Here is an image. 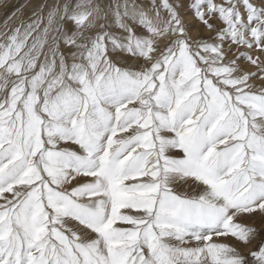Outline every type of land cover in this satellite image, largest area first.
Segmentation results:
<instances>
[{"label":"rangeland","instance_id":"obj_1","mask_svg":"<svg viewBox=\"0 0 264 264\" xmlns=\"http://www.w3.org/2000/svg\"><path fill=\"white\" fill-rule=\"evenodd\" d=\"M192 4L193 0H0V48L8 44L11 50L8 63L15 62L19 66L18 71L14 69L9 73L5 71L6 65L0 63V120L3 121L0 137L4 138L0 144L9 139L23 140L24 136L17 133L27 132L38 142L34 144V154L29 156L33 162L29 168L39 165L41 169L35 176L26 169L0 187V249L4 250L0 256L10 264L17 258L20 264H27L29 257L39 258L42 252L47 264H53L56 257L68 258L67 252L80 264L86 260L95 264L96 260L104 258L110 259L112 264H230L236 254L247 255L264 238V211L251 210L260 204V199L257 203L258 198L246 201L247 185H242L235 194V206L225 208L221 213L222 223L211 231L204 228L193 235L196 227L181 229L162 220L152 225L151 252L144 240L142 226L154 215L156 206L142 201L154 199L157 193L150 196L136 186L153 181V170L160 172L162 187L179 199L203 196L218 207L225 204L222 198L210 194L214 181L203 173L164 170L165 158H179L180 153L178 146L170 144L174 130L157 119V113H168L167 103L158 104L154 97L149 100L153 87L158 90L159 77L169 86L179 83L183 87L195 76L201 91L207 80L219 93H227L224 99H229L239 111L234 116L231 131L222 137L228 145L238 146L235 162L226 171H246L257 183L264 179L261 175L264 111L258 105L237 100L238 95L244 94L264 96V72L261 71L264 47L258 46L253 36L254 32L258 33L264 44V0H203L201 19L197 18L199 13H193ZM210 7L214 10L210 11ZM41 30H46L52 41L51 52L47 48L32 47L33 37ZM52 53H55L56 65L53 87L63 85L64 93L73 100L79 99L81 80L85 84L93 83L97 75L107 73L109 68L113 75L119 70L126 76L131 95L120 104L102 101L99 105L110 117L108 128L111 130L102 133L101 147L109 135L115 148L120 140L137 132H147V142L132 148L133 155L145 153L140 170L126 172L111 181L107 189L76 197L80 203L99 201L106 230L122 232V236L105 241L103 236L92 234L71 216H61L55 222L57 232L66 238L67 248L52 234L53 209L46 196L48 188L66 191L73 178L78 183H93L99 171L73 168L55 156L57 152L69 150L84 155V151L73 143L75 137L70 133L61 135L72 127L71 122H58L55 128L42 126L48 116L41 109L44 100L52 94L51 88L33 92L35 120H29L24 108L28 93L33 91L28 73L33 67L47 65L45 77H49ZM166 55L168 60L163 62ZM32 61L36 63L30 66ZM178 61L181 62L177 64ZM153 65L157 67L154 69ZM156 71L159 77L153 74ZM13 87L17 92L15 106L11 107ZM174 92L172 88L171 93ZM87 111L81 105L74 118L85 119ZM133 112L134 116L129 118L128 114ZM40 147L54 154L52 167L67 175H57L55 180L46 175L39 156ZM217 147L223 145L217 144ZM85 172L89 174L84 175ZM41 177L48 182L39 183ZM33 185L36 187L34 200L48 214L49 221L26 233L25 217L20 215L19 209ZM124 224L126 228H122ZM90 241L91 246L87 247ZM76 244L85 245L87 250L79 251Z\"/></svg>","mask_w":264,"mask_h":264},{"label":"snow or ice","instance_id":"obj_2","mask_svg":"<svg viewBox=\"0 0 264 264\" xmlns=\"http://www.w3.org/2000/svg\"><path fill=\"white\" fill-rule=\"evenodd\" d=\"M202 3L203 0H193V4L190 5L194 14L199 13L197 15L198 19L203 16L200 11ZM209 10L213 11L214 9L210 7ZM253 36L257 45L264 47L259 34L254 32ZM51 45L52 41L48 38L46 30L37 32L33 37V48L38 47L40 50L47 48L51 52ZM10 51L8 44L0 48V63L6 65L5 71L9 73L14 69L18 71L19 68L15 62L8 63ZM17 51H19V47ZM47 54L45 53V55ZM167 60L168 56L166 55L163 57V62H167ZM182 60L183 57H181ZM181 61H178L177 64ZM35 63V61H32L30 66ZM55 67V53H52V70L49 77H45V72L48 70L47 65L38 68L33 67L32 72L28 73L31 77L33 91L28 93L24 108L28 112L29 120L37 118L33 114L32 104L35 99L33 92H38L40 88L45 89V91L51 88L52 94L44 100L41 109L48 116V119L42 122V126L45 129L55 128L58 122L62 121L65 124L71 122L72 127L67 132H61V135L70 133L72 137H75L73 143L79 145L84 151V155L69 150L67 152H57L55 156L59 161L73 168H88L92 171L98 169L99 171L96 173V182L78 183L76 178H73L67 185L66 191H56L48 188L46 196L49 206L53 209V215L50 217L53 223L52 234L57 236L67 248L66 238L57 232L55 222L61 216H71L77 223L83 224L92 234L97 237L103 236L105 241L112 237L122 236V232L112 229L106 230L99 201L80 203L77 202L76 197L78 194L85 192L91 193L101 188L107 189L111 181L118 179L126 172L140 170L139 165L143 161L145 153L140 152L133 155L132 148L147 142V132H137L126 139H122L115 148L112 147L114 141L109 135L101 147L102 133L111 130L108 128L110 117L99 105L102 101L120 104L131 95V90L125 83L126 76L119 70L113 75L112 69L109 68L107 73L97 75L93 83L85 84L81 80V89L77 94L79 99L73 100L66 96L63 85L59 88L53 87L54 80L52 78L56 75ZM152 67L155 69L157 66L153 65ZM261 71L264 72V69ZM153 74L159 77L158 71ZM251 75H256V73ZM159 78L161 83L158 90L153 87L149 100L154 97L158 104L167 103L168 113L164 115L157 113V119L165 127L174 130V136L170 140V144L174 147L178 146L180 153L179 158H165L164 170L174 168L185 172L203 173L211 181H214L211 184L210 194L213 197L222 198L225 204L218 207L203 196L200 198L179 199L162 187V184L159 183L161 180L160 172L153 170L152 175L155 176L153 181L136 186L149 193L150 196L153 192L157 193L154 199L142 201L146 205L154 204L156 206L154 215L146 220L142 226L144 240L150 252L153 248L150 237L154 223L159 224L162 220H167L169 223L178 225L181 229L196 227L197 232L193 235L198 234L199 230L204 228L211 231L222 223L221 213L225 211V208L229 205L235 206V194L242 185H247L245 189L246 201L260 199V204L254 205L251 210L253 212L256 210L264 211V179L257 183L248 176L246 171L234 173L226 171L235 162L238 150L237 145H228L222 139L231 131L234 116L239 111L237 107L229 102V99H224L228 94L219 93L213 89L207 80L201 91L198 88L197 77L195 76L189 82L184 83L183 87H180L179 83L169 86L163 77ZM7 83L11 84L12 81L7 80ZM180 83H183V81ZM172 88H175L174 94L171 93ZM16 92V87H13L10 94L11 107L15 106ZM173 99H175V105H173ZM237 100L248 102L250 105H258L264 111V96L244 94L243 96L238 95ZM81 105L86 111L89 108L91 111H87L85 119L77 120L74 118V114L78 112ZM133 116L134 112L128 114L129 118ZM0 123H3V121L0 120ZM21 135L24 136L23 140L9 139L0 144V169H2L0 171V187L8 183L9 178L16 179L19 177L26 169L30 170L33 176L41 171L39 165L29 168V165L33 163L29 160V156L34 154L33 147L38 142L34 141L27 132L17 133V136ZM3 139V137H0V142ZM217 144L223 145V147L218 148ZM53 155L50 150L40 147L39 156L43 161L45 173L52 180H55L57 175H67V173H61L52 167ZM83 174L88 175L89 173L85 172ZM261 175L264 176V167L261 168ZM47 182L43 177L39 181L41 184ZM35 194L36 187L33 185L32 190L25 194V198L20 204L19 213L25 217L26 233L28 229L49 221L48 214L34 200ZM149 210L151 211V209ZM30 212L31 217H29ZM123 219L128 220L129 218ZM129 222L137 223L136 221ZM126 227L127 224L122 225V228ZM251 231H254V229ZM230 235L235 236L236 234L230 233ZM240 242L243 243L244 241L241 240ZM90 246L91 241L87 247ZM87 247L83 244H76V248L82 252L86 251ZM3 251V249H0V252ZM66 255L68 258H54L53 264H80V261L73 257L71 252H67ZM0 264H10V262L0 256ZM14 264H20L19 258ZM27 264H47V259L42 252L39 258L29 257ZM84 264H92V261L86 260ZM95 264H112V262L110 259L104 258L96 260ZM230 264H264V238H261L247 255L236 254Z\"/></svg>","mask_w":264,"mask_h":264},{"label":"bare ground","instance_id":"obj_3","mask_svg":"<svg viewBox=\"0 0 264 264\" xmlns=\"http://www.w3.org/2000/svg\"><path fill=\"white\" fill-rule=\"evenodd\" d=\"M91 8V7H90ZM14 9V8H13ZM108 9V8H107ZM3 96V95H2ZM1 99V98H0ZM3 102V101H2ZM258 200H259V198L257 199V201H256V203L258 202ZM260 212V211H259ZM262 214H263V212H262Z\"/></svg>","mask_w":264,"mask_h":264}]
</instances>
